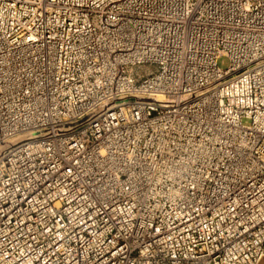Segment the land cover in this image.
Returning <instances> with one entry per match:
<instances>
[{"label": "built area", "instance_id": "2783aa9c", "mask_svg": "<svg viewBox=\"0 0 264 264\" xmlns=\"http://www.w3.org/2000/svg\"><path fill=\"white\" fill-rule=\"evenodd\" d=\"M0 264H264V0H0Z\"/></svg>", "mask_w": 264, "mask_h": 264}, {"label": "rangeland", "instance_id": "374dc122", "mask_svg": "<svg viewBox=\"0 0 264 264\" xmlns=\"http://www.w3.org/2000/svg\"><path fill=\"white\" fill-rule=\"evenodd\" d=\"M218 64L220 65V66H224L226 63H225V59H223V58H221V59H219L218 60Z\"/></svg>", "mask_w": 264, "mask_h": 264}]
</instances>
